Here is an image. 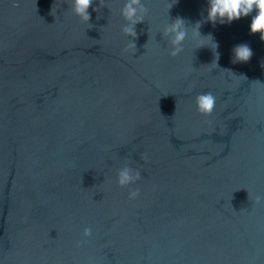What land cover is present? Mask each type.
<instances>
[{
	"label": "water",
	"instance_id": "1",
	"mask_svg": "<svg viewBox=\"0 0 264 264\" xmlns=\"http://www.w3.org/2000/svg\"><path fill=\"white\" fill-rule=\"evenodd\" d=\"M100 2L85 23L70 0H0V264H264L255 11L214 26L208 0H143L133 54L124 0ZM176 17L189 35L172 57ZM241 43L253 56L234 63ZM126 164L142 178L120 187Z\"/></svg>",
	"mask_w": 264,
	"mask_h": 264
},
{
	"label": "clouds",
	"instance_id": "2",
	"mask_svg": "<svg viewBox=\"0 0 264 264\" xmlns=\"http://www.w3.org/2000/svg\"><path fill=\"white\" fill-rule=\"evenodd\" d=\"M93 5V0H70L72 12L79 16L85 23H90L91 14L89 8ZM14 7L19 6V0H15ZM100 6L107 7L103 0ZM98 7L94 11H98ZM172 5H169V10ZM255 11L252 16L250 30L252 34L259 33L260 39L264 41V0H208V9L206 22H211L214 26L217 22L231 23L242 17H247ZM121 16L126 23L122 26V31L126 36L131 37L125 51L133 50V54L137 51L135 39L138 37L136 25L143 23L145 16L148 14V8L143 3V0H124L123 7L120 10ZM97 19L99 17L97 16ZM196 35H202L200 32L201 22H196ZM189 25L185 19L176 17L169 21L162 29L163 37L167 38L171 48L168 54L172 57L178 56L184 50V42L188 38ZM211 35V34H209ZM216 43V42H215ZM218 44L216 43V49ZM216 61L219 60V52H216ZM253 56V51L247 43H241L233 48V62H248ZM197 109L201 114L211 115L215 108L216 98L212 93L199 94L196 97ZM146 158V157H142ZM141 172L139 169H134L126 164L121 169L117 170V183L120 187H127L130 184L140 180ZM140 195V190L132 189L129 192V198L135 200ZM264 197L256 196L255 204H260ZM84 237L92 236V229L86 227L83 230ZM87 243L86 240L78 241L77 247Z\"/></svg>",
	"mask_w": 264,
	"mask_h": 264
}]
</instances>
